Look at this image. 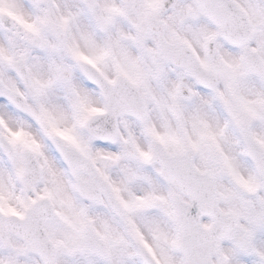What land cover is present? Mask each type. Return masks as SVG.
Returning a JSON list of instances; mask_svg holds the SVG:
<instances>
[{"label": "snow or ice", "instance_id": "1", "mask_svg": "<svg viewBox=\"0 0 264 264\" xmlns=\"http://www.w3.org/2000/svg\"><path fill=\"white\" fill-rule=\"evenodd\" d=\"M0 264H264V0H0Z\"/></svg>", "mask_w": 264, "mask_h": 264}]
</instances>
